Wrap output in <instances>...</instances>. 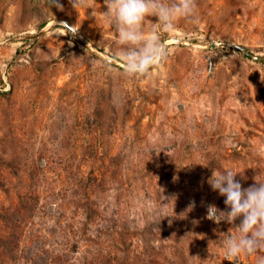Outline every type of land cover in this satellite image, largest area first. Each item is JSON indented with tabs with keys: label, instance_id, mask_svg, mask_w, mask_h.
<instances>
[{
	"label": "rangeland",
	"instance_id": "obj_1",
	"mask_svg": "<svg viewBox=\"0 0 264 264\" xmlns=\"http://www.w3.org/2000/svg\"><path fill=\"white\" fill-rule=\"evenodd\" d=\"M57 3L0 0V264H257L207 181L264 172V0H198L139 78L104 0Z\"/></svg>",
	"mask_w": 264,
	"mask_h": 264
},
{
	"label": "clouds",
	"instance_id": "obj_2",
	"mask_svg": "<svg viewBox=\"0 0 264 264\" xmlns=\"http://www.w3.org/2000/svg\"><path fill=\"white\" fill-rule=\"evenodd\" d=\"M50 7H61L57 0H48ZM75 9L86 7L87 0H71ZM107 11L103 15L117 35L125 75L132 78L150 73L157 61L169 52L162 37L172 32L178 21L196 23L199 20L198 0H104ZM149 18L154 22L149 24ZM264 175L260 171L254 183L243 187L232 168L213 170L208 184L224 197L226 210L208 206V219L219 224L235 225L216 242L226 257L257 256V264H264ZM162 201L167 199L161 194ZM170 200L169 203H171ZM194 204L189 206V211ZM239 220V224L236 221ZM233 230L235 234H233Z\"/></svg>",
	"mask_w": 264,
	"mask_h": 264
},
{
	"label": "built area",
	"instance_id": "obj_3",
	"mask_svg": "<svg viewBox=\"0 0 264 264\" xmlns=\"http://www.w3.org/2000/svg\"><path fill=\"white\" fill-rule=\"evenodd\" d=\"M234 263H235V262H234ZM234 263H233V264H234ZM236 263H238V262H236Z\"/></svg>",
	"mask_w": 264,
	"mask_h": 264
}]
</instances>
